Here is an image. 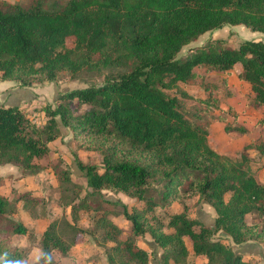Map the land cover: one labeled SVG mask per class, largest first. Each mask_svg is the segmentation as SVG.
Masks as SVG:
<instances>
[{"label": "trees", "instance_id": "16d2710c", "mask_svg": "<svg viewBox=\"0 0 264 264\" xmlns=\"http://www.w3.org/2000/svg\"><path fill=\"white\" fill-rule=\"evenodd\" d=\"M228 25L264 32V0L0 2V81L14 80L24 88L57 81L62 72L99 70L103 76L61 94L56 106H44L42 124L20 105L0 103V165H15L22 176L42 172L61 125L71 129L78 148L95 149L103 157L101 165L77 160L85 186L60 163L53 164L60 203L71 217L50 221L39 240L11 216L17 201L34 206L43 199L25 191L13 202L0 192V264H28L37 241L41 254L31 264H62L88 234L104 248L108 264H151L150 253L139 244L147 232L163 249V264H188L187 242L194 260L203 264H254L234 245L264 239V222L247 220L257 214L264 221V181L246 151L239 158L216 151L209 129L192 121L182 97L169 92L191 82L196 67L229 72L239 64L254 106L264 108V40L244 39L237 47L216 40L210 43L216 42V49L196 46L179 56L201 35ZM258 147L264 157V140ZM104 190L124 192L143 204L132 211L123 205L128 232L113 219L110 206L118 203ZM194 196L215 210L213 225L187 205L178 213L165 210V224L157 218L153 226L146 216ZM85 215L88 227L79 224ZM219 231L233 244L215 238ZM16 235L27 236L30 244H15Z\"/></svg>", "mask_w": 264, "mask_h": 264}, {"label": "rangeland", "instance_id": "374dc122", "mask_svg": "<svg viewBox=\"0 0 264 264\" xmlns=\"http://www.w3.org/2000/svg\"><path fill=\"white\" fill-rule=\"evenodd\" d=\"M32 0H0L1 5L7 3H19L29 5ZM244 39H262L264 32L252 30L244 25H228L222 29L209 31L201 35L199 39L187 46L180 52V57H185L193 47L205 46L213 41L221 40L226 45L237 47L239 42ZM71 39L68 40V44ZM218 44H210V48H217ZM237 64L231 71L222 72L209 70L205 67H196L194 79L189 83H181L179 88L169 90L171 94L182 97L183 107L187 116L195 123L206 126L209 129L210 145L219 153L233 158H239L242 152L246 151L252 158V169L258 179L264 181V157L261 154L258 143L264 140V115L263 107H256L252 102L253 93L249 84L239 78ZM102 71L82 70L79 75L70 72H62L57 81H44L36 83L31 87H18L14 80L0 82V92L12 91L14 101L8 97L7 93H0V103L5 105H20L29 110L36 124L45 122L43 107L46 105L56 106L58 97L68 91L86 87L89 84L100 82ZM9 86V87H7ZM14 92V93H13ZM19 95H27L23 99ZM11 95V94H10ZM62 135L51 142L49 155L42 160L46 165L45 169L36 175L22 176L21 171L12 164L0 165V174H9V177H0V192L7 195L10 200L15 202L18 194L28 191L32 196H39L43 201L36 205L26 206L23 201L16 202V212L11 216L15 220L26 224L30 230L34 231L39 240L48 226L49 222L62 215L69 214V207L61 205L60 184L53 172V164L60 163L67 168L74 181L84 186L87 179L80 170L77 160L83 162L90 161L101 165L102 154L95 149L78 148L71 129L61 125ZM14 167V168H11ZM11 168V169H10ZM104 195L118 204L111 205L113 219L117 221L125 232L129 230V223L121 215L123 205L126 204L132 211V207L142 208L143 204L124 192L104 190ZM189 206L192 214L199 217L203 222L213 225L216 212L207 203H199L197 197L177 200L171 207L163 209L157 207L153 212L146 216L153 226L157 225V218L167 223V215L163 212L167 210L171 213H178L183 210V206ZM250 223L261 226L263 218L257 214L247 215ZM79 224L88 227L91 224L89 215L80 218ZM166 232L172 231L171 227L165 226ZM215 238L232 243L233 241L223 231L214 235ZM13 242L21 247L30 244L27 236L16 235ZM30 253L28 264L36 261L41 250L37 241ZM139 244L150 253L151 264H163V249L157 245L153 235L147 232ZM190 247L187 262L188 264H203L195 261ZM32 245V244H31ZM237 251L243 254L245 259H251L254 264H264V239L257 241L251 239L241 245H234ZM70 256L62 258V264H108L105 250L98 246L89 234L86 239L74 246L70 250Z\"/></svg>", "mask_w": 264, "mask_h": 264}, {"label": "crops", "instance_id": "0c3cea01", "mask_svg": "<svg viewBox=\"0 0 264 264\" xmlns=\"http://www.w3.org/2000/svg\"><path fill=\"white\" fill-rule=\"evenodd\" d=\"M238 71L240 72L241 71V66L238 68ZM5 81V80H4ZM4 81H0V82H4ZM7 87H9V86H7ZM8 92V97H10L11 98V101H14V95L12 94V91H3V92H0V93H7ZM14 93V92H13ZM11 94V95H10ZM17 96H19V97H21V98H23V99H26V98H28V97H26L25 95H19V94H17ZM26 97V98H25ZM2 104H4V103H2ZM11 168H14V167H11ZM10 168V169H11ZM18 168V167H17ZM17 171H20L19 170V168H18V170ZM0 177H4V178H7V177H9V174L7 173V174H0Z\"/></svg>", "mask_w": 264, "mask_h": 264}, {"label": "built area", "instance_id": "2783aa9c", "mask_svg": "<svg viewBox=\"0 0 264 264\" xmlns=\"http://www.w3.org/2000/svg\"><path fill=\"white\" fill-rule=\"evenodd\" d=\"M35 121V120H34ZM37 123V122H36Z\"/></svg>", "mask_w": 264, "mask_h": 264}]
</instances>
